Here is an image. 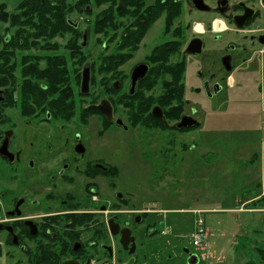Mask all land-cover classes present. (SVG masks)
Masks as SVG:
<instances>
[{
  "label": "flooded vegetation",
  "instance_id": "flooded-vegetation-1",
  "mask_svg": "<svg viewBox=\"0 0 264 264\" xmlns=\"http://www.w3.org/2000/svg\"><path fill=\"white\" fill-rule=\"evenodd\" d=\"M262 58L264 0H0V264H157L168 247L201 264L178 244L185 217L206 251L202 215L263 196L215 209L203 190L151 198L148 180L215 159L187 69L211 98Z\"/></svg>",
  "mask_w": 264,
  "mask_h": 264
},
{
  "label": "rangeland",
  "instance_id": "rangeland-1",
  "mask_svg": "<svg viewBox=\"0 0 264 264\" xmlns=\"http://www.w3.org/2000/svg\"><path fill=\"white\" fill-rule=\"evenodd\" d=\"M68 2L74 4L75 0ZM85 52V61L92 63V60L98 59L97 49L93 47L92 41ZM69 61L75 62L72 58ZM185 83V96H191L198 103V115L203 121L202 125L207 126L211 132V150L215 159L202 176L184 175L180 181H176L168 177L161 178L157 174L151 175L148 180L149 196L157 199L160 193L170 196L175 191L191 194L203 190L212 197V206L215 209L222 205L232 209L233 197L238 194L245 193L252 198L260 192L264 197V59L257 64H244L242 70L233 71L224 86L225 92L211 98L202 93L191 94L188 91L189 84H200L189 72V68ZM254 151L260 154L261 159L258 162L253 161L251 153ZM195 160L193 155L192 161ZM263 197L260 203L253 201L246 206L251 208L250 211L209 212L202 215L205 226L210 231L206 251L192 245L189 233L193 231L195 216L185 217L186 223H181L178 227L181 235L178 244L190 247L200 257L207 254L206 259L200 260L201 264H242L249 258L255 259L257 264H264V259L258 254V249L264 250ZM222 201L226 202L222 204ZM153 249L155 250V243L151 241L146 252ZM171 255L172 250L169 247L164 248L158 257V263L166 260L165 264H175L172 262L175 255ZM154 259V256H149L147 264H154Z\"/></svg>",
  "mask_w": 264,
  "mask_h": 264
},
{
  "label": "built area",
  "instance_id": "built-area-1",
  "mask_svg": "<svg viewBox=\"0 0 264 264\" xmlns=\"http://www.w3.org/2000/svg\"><path fill=\"white\" fill-rule=\"evenodd\" d=\"M193 245L197 247H205L206 242L204 240V232L201 228H197L195 232L192 234Z\"/></svg>",
  "mask_w": 264,
  "mask_h": 264
},
{
  "label": "water",
  "instance_id": "water-1",
  "mask_svg": "<svg viewBox=\"0 0 264 264\" xmlns=\"http://www.w3.org/2000/svg\"><path fill=\"white\" fill-rule=\"evenodd\" d=\"M189 46H190V47H194V45L191 46V44H190ZM190 47L187 49V51H190V52H198V50H197V51L191 50ZM88 76H89V74H88V69L85 68V70H84V72H83V88L86 87V85H87V82H88ZM85 89H86V88H84L83 90H85ZM262 180H263V183H264V172H263ZM242 264H256V261H255V259L251 258V259L246 260V261L243 262Z\"/></svg>",
  "mask_w": 264,
  "mask_h": 264
},
{
  "label": "trees",
  "instance_id": "trees-1",
  "mask_svg": "<svg viewBox=\"0 0 264 264\" xmlns=\"http://www.w3.org/2000/svg\"><path fill=\"white\" fill-rule=\"evenodd\" d=\"M264 198V197H263ZM264 200V199H263ZM258 254L260 257H262L264 259V250H260L258 249Z\"/></svg>",
  "mask_w": 264,
  "mask_h": 264
},
{
  "label": "bare ground",
  "instance_id": "bare-ground-1",
  "mask_svg": "<svg viewBox=\"0 0 264 264\" xmlns=\"http://www.w3.org/2000/svg\"><path fill=\"white\" fill-rule=\"evenodd\" d=\"M198 27V26H197Z\"/></svg>",
  "mask_w": 264,
  "mask_h": 264
}]
</instances>
